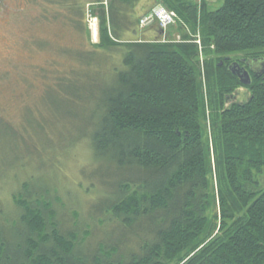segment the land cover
<instances>
[{"label": "trees", "instance_id": "trees-1", "mask_svg": "<svg viewBox=\"0 0 264 264\" xmlns=\"http://www.w3.org/2000/svg\"><path fill=\"white\" fill-rule=\"evenodd\" d=\"M32 1L77 16L87 5L97 20L98 42L83 53L107 76L94 80L82 140L115 178L90 218L113 227L90 251L89 231L80 237L58 222L55 191L24 181L12 195L14 218L0 224V264H264V79H252L246 102L225 100L242 86L228 56L264 55V0L215 9L208 0H155L177 15L166 41L138 35L140 0ZM66 75L46 71L42 88L70 82ZM121 247L129 251L117 255Z\"/></svg>", "mask_w": 264, "mask_h": 264}, {"label": "rangeland", "instance_id": "rangeland-1", "mask_svg": "<svg viewBox=\"0 0 264 264\" xmlns=\"http://www.w3.org/2000/svg\"><path fill=\"white\" fill-rule=\"evenodd\" d=\"M208 2L215 9L223 0ZM155 4L140 0L137 9L142 15ZM88 10L85 5L77 16L58 5L46 11L32 0H0V118L6 121L0 119V224L14 218L12 195L21 183L43 182L58 198L55 209L61 227L77 230L80 237L89 231L84 247L93 251L107 244L105 233L113 226L99 224L101 219H91L90 214L102 207L109 193L106 183L115 178L107 172L106 162L89 152V136H82L89 131L86 125L98 99L94 80L107 76L101 63L98 70L92 62L91 53H83L85 46L98 42ZM152 28L157 30L155 25ZM171 35L180 37L176 31ZM64 49L71 50L72 57L59 53ZM228 57L237 60L244 53ZM50 70L66 72L70 82L42 88L50 82L44 78ZM125 250L118 248L117 255Z\"/></svg>", "mask_w": 264, "mask_h": 264}, {"label": "built area", "instance_id": "built-area-1", "mask_svg": "<svg viewBox=\"0 0 264 264\" xmlns=\"http://www.w3.org/2000/svg\"><path fill=\"white\" fill-rule=\"evenodd\" d=\"M176 20L177 15L174 11L167 9L162 5H155L147 13L139 18L138 27L144 28L152 24H156L158 28L162 30L161 40L166 41L167 37L165 31L169 26L174 24ZM90 25L93 26L94 30H96L97 20L95 17L90 18ZM192 41L198 45L201 57V41L198 33L194 36Z\"/></svg>", "mask_w": 264, "mask_h": 264}, {"label": "water", "instance_id": "water-1", "mask_svg": "<svg viewBox=\"0 0 264 264\" xmlns=\"http://www.w3.org/2000/svg\"><path fill=\"white\" fill-rule=\"evenodd\" d=\"M221 64V62H220ZM228 69L232 72V74L236 75L243 86L251 84V79L248 71L238 65L237 62H232L228 65ZM264 69L262 70V73ZM250 98L249 90L246 88H237L231 94L226 96V102L231 103H244L247 99Z\"/></svg>", "mask_w": 264, "mask_h": 264}, {"label": "flooded vegetation", "instance_id": "flooded-vegetation-1", "mask_svg": "<svg viewBox=\"0 0 264 264\" xmlns=\"http://www.w3.org/2000/svg\"><path fill=\"white\" fill-rule=\"evenodd\" d=\"M232 62H237L239 66L244 67L248 71L251 81L253 78L264 79V72L262 73L264 69V55L249 58L239 57L237 60L230 61V63ZM249 85L241 86L240 88H246Z\"/></svg>", "mask_w": 264, "mask_h": 264}, {"label": "crops", "instance_id": "crops-1", "mask_svg": "<svg viewBox=\"0 0 264 264\" xmlns=\"http://www.w3.org/2000/svg\"><path fill=\"white\" fill-rule=\"evenodd\" d=\"M142 35L143 37H149V38H154L157 37L159 35V31L155 30L154 28H152V26L150 28H147L144 31H141V33H139L138 35Z\"/></svg>", "mask_w": 264, "mask_h": 264}, {"label": "bare ground", "instance_id": "bare-ground-1", "mask_svg": "<svg viewBox=\"0 0 264 264\" xmlns=\"http://www.w3.org/2000/svg\"><path fill=\"white\" fill-rule=\"evenodd\" d=\"M231 94V93H230Z\"/></svg>", "mask_w": 264, "mask_h": 264}]
</instances>
